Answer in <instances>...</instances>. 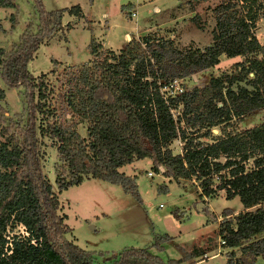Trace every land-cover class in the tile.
Returning <instances> with one entry per match:
<instances>
[{"label": "trees", "instance_id": "16d2710c", "mask_svg": "<svg viewBox=\"0 0 264 264\" xmlns=\"http://www.w3.org/2000/svg\"><path fill=\"white\" fill-rule=\"evenodd\" d=\"M33 2L35 27L28 22L9 49L0 46V80L7 88L23 87L26 114L24 122L7 126L17 139L0 140V264H183L181 257L162 260L148 246L123 247L112 252L109 261L96 263L92 250L66 237V216L57 211L59 201L41 171L38 149L36 119L46 110L47 86L26 65L38 45L61 29L63 11L78 17L82 11L78 4L47 10L41 0ZM263 3L220 0L209 7L214 19L211 43L202 47L177 48L169 39L145 34L128 39L117 53L108 49L94 56L69 75H75L66 81L71 122L45 127L68 172L56 177L58 190L90 176L118 183L138 198L134 176L118 167L148 157L154 172L175 180L198 178L197 196L202 200L219 191L226 199L237 196L242 209L229 215L223 208L218 222L217 233L230 248L227 262L254 264L257 255L264 258V235L256 237L264 231V116L242 130L227 128L233 118L257 109L264 113V43L253 30ZM12 5L13 0H0V6ZM9 18L13 22V14ZM64 27L71 26L67 22ZM87 45L91 54L100 46L93 38ZM221 53L240 59L203 84L173 95L161 90L175 78L213 66ZM3 98L0 86V102ZM177 106L174 116L172 108ZM3 114L0 103V121ZM77 120L86 123L85 137L75 129ZM215 125H220L219 133L212 134ZM175 138L182 145L173 153L168 143ZM17 223L23 233L8 235V228ZM169 239L166 233L155 234L152 244L160 249ZM186 251L183 256L193 259L187 264L204 252L195 247Z\"/></svg>", "mask_w": 264, "mask_h": 264}, {"label": "rangeland", "instance_id": "374dc122", "mask_svg": "<svg viewBox=\"0 0 264 264\" xmlns=\"http://www.w3.org/2000/svg\"><path fill=\"white\" fill-rule=\"evenodd\" d=\"M85 1L61 0L60 3L70 6L80 5ZM164 1V4L169 5L168 0ZM172 1L178 3L169 10L174 12V8L178 9L176 11L178 16L175 19L166 20L160 24V27L138 32L136 37H132L140 39L142 35L149 34L152 38L169 39L172 46L182 49L202 47L211 43L214 19L209 7L220 0H190L189 3L183 0V6L178 0ZM41 2L44 9L50 10L56 7L55 0H41ZM169 11L165 13L169 14ZM126 13L130 12L126 11ZM10 14H13V22L9 18ZM37 17L33 0H13L12 6H0V46L9 49L18 41L20 33L28 22L33 28L35 27ZM69 19L72 20V28L65 30L62 26L48 38V43L39 44L26 65L27 69L47 86L44 99L46 110L43 114L37 113L36 119L38 149L41 171L50 182L51 189L59 201L57 211L66 216L64 222L69 226L66 237L73 239L82 248L92 250L96 263L109 261L111 253L123 247L148 246L162 260L168 257H181L182 263L187 264L193 259L183 256L188 252L186 250L192 247L201 249L200 246H205L209 249L206 250V254L201 255L202 259L194 258L195 260L189 264H233L226 262L225 251L230 248L220 242L221 237L217 233L218 225L215 216L219 215L223 208L231 212L240 210L241 202L237 196L224 198L223 191H219L221 194L218 192L215 197L207 201L200 199L197 196L200 189L197 184L199 179L196 177L190 180L166 177L161 172H154L146 159L148 157H144L133 163H125L119 168L124 170L125 174L134 176L138 198L124 191L118 183L90 176H83L79 183L58 190L56 177H66L68 172L56 150L55 138L49 136L48 131L45 130L46 124L61 123L65 126L70 124L71 111L65 99L68 88L67 78L75 76L69 75L75 73L82 64L89 63L94 56L101 57L110 49L100 45L101 47L96 48L95 54L89 53L87 44L90 32L83 25V19L70 16L65 19V22ZM253 30L258 41L264 43V3L259 10ZM126 41L124 40L123 45ZM121 47L112 50L117 53ZM238 59H240L239 56H232L230 59L222 56L213 66L178 78L176 85L183 89L203 84L210 76L229 70V65ZM0 86L4 89V98L0 102L4 109V116L0 121V140H6L5 136L17 139L15 131L7 126L11 121H25L23 87L19 85L7 88L1 80ZM172 113L176 116L179 113V106L172 108ZM263 116V110L257 109L240 119H231L227 128L242 130L261 121ZM73 120L75 121L76 117ZM75 124L79 135L85 137V121L77 120ZM219 126H212V134L219 133ZM201 138L208 140V137ZM181 145L182 141L178 138L168 143L173 153L179 152ZM149 168L152 172L150 175L147 174ZM261 205L264 208L263 202ZM220 218L219 215L218 222ZM23 231L22 225L17 223L12 228H8L7 234L23 233ZM200 232H202L201 235H199ZM163 233L170 235L171 239L163 240L162 247L156 249L152 244L154 235ZM263 235L264 231L256 237ZM215 251H217L215 255H210ZM263 261L264 258L257 255L254 264Z\"/></svg>", "mask_w": 264, "mask_h": 264}, {"label": "crops", "instance_id": "0c3cea01", "mask_svg": "<svg viewBox=\"0 0 264 264\" xmlns=\"http://www.w3.org/2000/svg\"><path fill=\"white\" fill-rule=\"evenodd\" d=\"M55 1L56 7L54 8L69 7L66 5H62L60 3L61 0ZM168 1L169 5L164 4V0H92L91 2L86 0L85 3L81 2V4L79 5L82 11V16L78 17L74 14H69L66 11H63L61 15V24L62 26H64V24L68 22L71 26L69 29H71L73 26L72 20L69 19L67 22H65V19L67 17L73 16L75 19H83V25L86 28L87 25L90 26V29L87 28V30L90 32V38H93L94 41L102 47H109L110 49L114 50L116 48L121 47L124 43V40L126 41V38L128 39L132 36L136 37L139 34L138 32L152 30L154 28L160 27V24L165 22L166 20L175 19V17L178 16V12H176L178 9L174 8V12L169 10L173 6L175 7L178 3L173 2L172 0ZM178 2H181L182 6L184 5L183 0H178ZM167 10L169 11V14L165 13ZM126 11L130 13L125 14ZM85 19L88 20V22L85 21ZM65 38L68 39L67 36H65ZM43 43H48V39L45 40ZM222 56L225 57V59L232 58L227 57L223 53H221L219 54V60ZM138 159L139 158H134L129 163H133ZM146 159L150 163L151 168L150 159ZM120 167H118V170ZM150 168L147 169V171H151ZM119 171L124 172V170ZM219 194L221 193L219 192ZM203 199L207 201L209 197L203 196ZM236 212L237 211L230 212L229 215L235 214ZM219 215L215 216L217 225ZM201 234L202 232H200L199 235ZM218 245L219 244H217V246ZM200 247V250L204 251L203 255L206 254V250H208L209 248L206 249L205 246H203L204 248L202 246ZM216 253L217 251L211 253L210 255H215ZM257 264H264V261L258 262Z\"/></svg>", "mask_w": 264, "mask_h": 264}, {"label": "built area", "instance_id": "2783aa9c", "mask_svg": "<svg viewBox=\"0 0 264 264\" xmlns=\"http://www.w3.org/2000/svg\"><path fill=\"white\" fill-rule=\"evenodd\" d=\"M177 79H178V78H175V79H173L172 81H170V82L164 84V85L161 87V90L166 91V93H167V94H170V95H173V94H175V93L180 92L181 90H183L181 86H177V85H176ZM176 89H177L178 91H176ZM150 173H151V172L148 170V171H147V174H150ZM220 242L223 243V240H222L221 238H220Z\"/></svg>", "mask_w": 264, "mask_h": 264}, {"label": "water", "instance_id": "95a60500", "mask_svg": "<svg viewBox=\"0 0 264 264\" xmlns=\"http://www.w3.org/2000/svg\"><path fill=\"white\" fill-rule=\"evenodd\" d=\"M129 39V38H128Z\"/></svg>", "mask_w": 264, "mask_h": 264}]
</instances>
